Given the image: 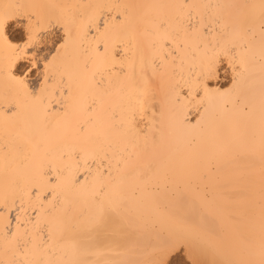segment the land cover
I'll use <instances>...</instances> for the list:
<instances>
[{
    "label": "bare ground",
    "instance_id": "obj_1",
    "mask_svg": "<svg viewBox=\"0 0 264 264\" xmlns=\"http://www.w3.org/2000/svg\"><path fill=\"white\" fill-rule=\"evenodd\" d=\"M180 246L264 264V0H0V264Z\"/></svg>",
    "mask_w": 264,
    "mask_h": 264
},
{
    "label": "rangeland",
    "instance_id": "obj_2",
    "mask_svg": "<svg viewBox=\"0 0 264 264\" xmlns=\"http://www.w3.org/2000/svg\"><path fill=\"white\" fill-rule=\"evenodd\" d=\"M12 38L15 42H21L24 40V36H23V33L19 32V31H14L12 32ZM28 64L27 63H24L22 68L20 69V73L22 75H25L26 73V70L28 69ZM35 71L33 70H30V72L28 73V76H32L34 74ZM31 79V83L34 85L35 83H37V78L35 77H30ZM36 79V80H35ZM34 80V82L32 81ZM168 260L165 261L164 264H192V262L190 260H188L186 257H185V254L183 252V247H179L177 249H175L174 251H172L169 255V257L167 258ZM206 264V263H204Z\"/></svg>",
    "mask_w": 264,
    "mask_h": 264
}]
</instances>
